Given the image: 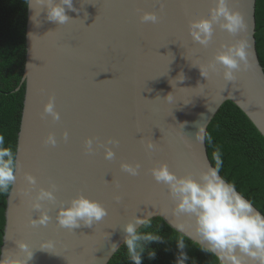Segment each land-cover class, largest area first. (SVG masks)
I'll return each instance as SVG.
<instances>
[{
  "label": "water",
  "instance_id": "1",
  "mask_svg": "<svg viewBox=\"0 0 264 264\" xmlns=\"http://www.w3.org/2000/svg\"><path fill=\"white\" fill-rule=\"evenodd\" d=\"M160 2L167 7L161 9L158 0H73L78 11L66 9L71 19L59 25L47 20L35 0H27L16 180L6 197L0 255L23 258L17 245L24 242L33 252L29 264H107L123 244V225L149 212L200 245L191 218L175 212L167 185L157 183L150 170L167 164L177 176L199 179L211 161L206 142L195 140L196 125L207 129L225 101L235 104L264 138L256 0H227L241 14L244 28L232 35L214 25L207 47L192 40L188 27L190 20L207 18L213 0H200L190 15L177 0ZM143 12L156 13L158 21L141 23ZM238 40L247 45L248 67L237 71L234 81L224 80L219 65L207 78L194 67L208 64L226 50L222 46ZM181 72L184 77L178 76ZM50 97L60 114L56 121L47 114L42 118ZM49 133L55 146L44 142ZM89 138L95 149L91 153L84 144ZM100 145L112 148V160L104 158ZM125 162L139 164V174L124 172L120 165ZM26 173L36 177L35 188L27 184ZM52 185L56 199L42 202L51 219L32 226L30 219L39 213L32 210L31 199L40 187ZM81 194L98 201L108 214L91 227H60L57 210Z\"/></svg>",
  "mask_w": 264,
  "mask_h": 264
},
{
  "label": "clouds",
  "instance_id": "2",
  "mask_svg": "<svg viewBox=\"0 0 264 264\" xmlns=\"http://www.w3.org/2000/svg\"><path fill=\"white\" fill-rule=\"evenodd\" d=\"M42 11L46 12V18L50 22L62 25L71 19L66 14V9L78 11L73 7V0H35ZM214 7H211L207 18L201 17L189 21V35L194 42L207 47L212 40L214 25L226 30L229 34L236 35L244 28L241 14L229 8L227 0H213ZM29 8L33 9L31 5ZM140 11V10H138ZM34 17V16H33ZM32 17V19H33ZM141 23H156L158 16L154 12H143L140 15ZM246 43L238 40L235 44L222 46L212 61L206 65H195L203 77L207 78L210 72L217 71V65L223 68V78L227 82L235 80V73L248 67ZM193 66V65H192ZM183 76L181 72L178 76ZM50 115L56 121L60 114L55 110L54 97H50L43 107L42 118ZM195 140L203 144L205 139L211 143V136L206 132L203 124H197ZM68 133H64L67 140ZM45 144L55 146L57 141L54 134L49 133L45 138ZM108 143H117L109 141ZM85 151L93 152V140L86 139ZM104 147V158L112 160L114 151L107 145ZM152 143L147 144L148 150H153ZM215 165L205 163L199 179L191 175L177 176L170 171L167 164H160L153 167L151 175L157 183L167 185L168 191L175 203V212L184 214L191 218L193 230L201 250L215 255L219 264H264V214H261L253 203L240 194L236 186L226 181L221 175L222 159L220 150L217 148L212 153ZM120 168L131 176L139 174V164L121 163ZM15 158L10 147H5V137L0 134V192H7L15 183ZM27 184L36 187V177L30 173L25 174ZM55 185L51 189L40 187L35 196L31 199V208L39 213L36 219H30L29 224L47 225L51 217L42 202H52L56 199L54 195ZM117 197V201H119ZM108 214L107 209L98 201L89 199L84 195L72 198L67 206H61L57 210L56 222L60 227L73 230L81 225L91 227L101 221ZM152 213L149 212L143 217L134 216L132 220L123 225V245L127 249L128 256L133 264H142V254L145 252V245L151 242H163V238L152 233H142L141 227L151 226ZM177 230L183 231L184 225L175 226ZM191 238V237H189ZM114 246H117L113 243ZM23 258L8 255L6 252L0 255V264H29L33 252L29 246L20 242L17 245ZM118 247V246H117ZM180 250L176 264H185L188 256L185 249L184 239L177 241ZM149 258L155 256V252L148 253Z\"/></svg>",
  "mask_w": 264,
  "mask_h": 264
},
{
  "label": "trees",
  "instance_id": "3",
  "mask_svg": "<svg viewBox=\"0 0 264 264\" xmlns=\"http://www.w3.org/2000/svg\"><path fill=\"white\" fill-rule=\"evenodd\" d=\"M255 40L259 62L264 70V0L255 2ZM27 0H0V134L5 137V147H10L15 157L24 82H21L25 61V27ZM205 139L211 164L212 153L220 150L222 167L220 175L236 186L237 191L250 200L264 214V138L246 115L231 101H225L209 122ZM9 191V190H8ZM7 192H0V246L5 223ZM163 238V242L145 245L142 264H176L180 250L177 241L184 239L183 250L188 256L185 264H219L215 255L201 250L160 217H153L151 226L139 229ZM155 256L149 258L148 253ZM107 264H133L122 244Z\"/></svg>",
  "mask_w": 264,
  "mask_h": 264
},
{
  "label": "snow or ice",
  "instance_id": "4",
  "mask_svg": "<svg viewBox=\"0 0 264 264\" xmlns=\"http://www.w3.org/2000/svg\"><path fill=\"white\" fill-rule=\"evenodd\" d=\"M158 6L163 9L167 7V4L158 0ZM177 6L183 11L185 15H190L192 9L200 6V0H177ZM153 145L155 146V142Z\"/></svg>",
  "mask_w": 264,
  "mask_h": 264
}]
</instances>
